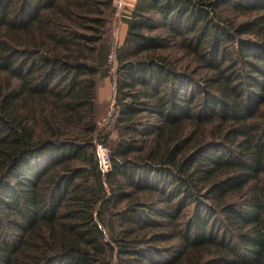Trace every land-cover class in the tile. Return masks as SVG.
<instances>
[{"label":"trees","instance_id":"16d2710c","mask_svg":"<svg viewBox=\"0 0 264 264\" xmlns=\"http://www.w3.org/2000/svg\"><path fill=\"white\" fill-rule=\"evenodd\" d=\"M117 14L0 0V264H264V0Z\"/></svg>","mask_w":264,"mask_h":264},{"label":"rangeland","instance_id":"374dc122","mask_svg":"<svg viewBox=\"0 0 264 264\" xmlns=\"http://www.w3.org/2000/svg\"><path fill=\"white\" fill-rule=\"evenodd\" d=\"M116 3L118 7V14L113 30V44L115 49L123 43L124 16L128 15L131 11L128 3H125V0H116ZM109 63L111 66V71L113 72L116 67V59L114 54H112ZM110 75L111 76L102 81V87H106V94L102 99L99 93L100 106L98 107V125L100 128L107 127L108 129L111 127L112 115L114 111V85L112 83V74ZM112 137H117L116 132L112 134Z\"/></svg>","mask_w":264,"mask_h":264},{"label":"built area","instance_id":"2783aa9c","mask_svg":"<svg viewBox=\"0 0 264 264\" xmlns=\"http://www.w3.org/2000/svg\"><path fill=\"white\" fill-rule=\"evenodd\" d=\"M97 151H98V155L100 159V167L102 171L104 173H109L112 170V159H111L109 147L104 143H98Z\"/></svg>","mask_w":264,"mask_h":264},{"label":"crops","instance_id":"0c3cea01","mask_svg":"<svg viewBox=\"0 0 264 264\" xmlns=\"http://www.w3.org/2000/svg\"><path fill=\"white\" fill-rule=\"evenodd\" d=\"M125 3H128L130 9L132 10L133 7H134V4H135V0H125ZM126 32H127V24L124 22L123 24V35H124V38H125V35H126ZM109 76H107L106 78H108ZM105 78V79H106ZM113 83V82H112ZM111 83V84H112ZM106 94V87H102L101 90H100V95H101V98L103 99V97L105 96Z\"/></svg>","mask_w":264,"mask_h":264}]
</instances>
